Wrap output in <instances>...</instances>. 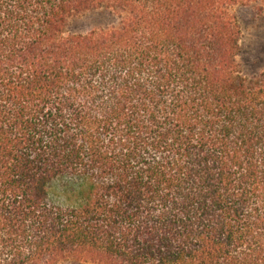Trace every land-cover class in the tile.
I'll list each match as a JSON object with an SVG mask.
<instances>
[{
    "label": "trees",
    "instance_id": "16d2710c",
    "mask_svg": "<svg viewBox=\"0 0 264 264\" xmlns=\"http://www.w3.org/2000/svg\"><path fill=\"white\" fill-rule=\"evenodd\" d=\"M251 4L0 0V264H264Z\"/></svg>",
    "mask_w": 264,
    "mask_h": 264
},
{
    "label": "rangeland",
    "instance_id": "374dc122",
    "mask_svg": "<svg viewBox=\"0 0 264 264\" xmlns=\"http://www.w3.org/2000/svg\"><path fill=\"white\" fill-rule=\"evenodd\" d=\"M234 11L242 29V52L239 59L244 74L252 76L264 71V13L258 10L257 4L238 6ZM115 21L116 16L109 9H97L76 17L70 30L88 33Z\"/></svg>",
    "mask_w": 264,
    "mask_h": 264
}]
</instances>
